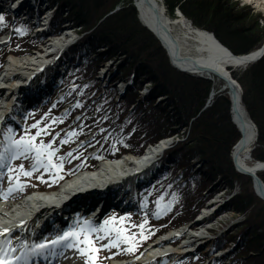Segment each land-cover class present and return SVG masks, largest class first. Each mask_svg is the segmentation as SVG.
Listing matches in <instances>:
<instances>
[{
    "label": "trees",
    "instance_id": "obj_1",
    "mask_svg": "<svg viewBox=\"0 0 264 264\" xmlns=\"http://www.w3.org/2000/svg\"><path fill=\"white\" fill-rule=\"evenodd\" d=\"M59 1L61 10L68 6L70 16L83 26V31H88L80 41L81 47L87 44L108 47L90 60L77 59L78 65L72 68L75 73L70 76L69 86L80 95L86 116L84 134L95 130L99 145H115L118 153H141L149 144L190 126L187 140L176 142L164 153L163 160L175 159L177 168L162 167L158 182L152 187L154 196L162 194L167 200L166 221L175 226L192 220L205 204L207 196L203 193L210 178H221L218 182L222 186L228 184L231 189L228 206L237 207L241 213L233 228L235 225L243 228L228 236H216L210 245L211 252L225 249L227 253L222 260L215 258L210 264H264V200L255 193L252 178L234 167L232 147L241 133L231 121L227 91L217 93L206 106L213 82L171 65L160 41L138 20L134 0ZM163 2L171 17H175L179 8L194 26L213 31L236 54L249 53L264 43V33L242 26L236 20L240 14L231 16L226 6L230 1ZM118 5L119 10L100 22ZM118 53L126 55L125 63H129L118 68L121 77L135 70L137 79L126 96L116 100L114 87H100L97 70L99 64ZM232 72L242 87L243 103L258 126L253 158L264 161V55ZM145 82H151V87L142 99L139 90ZM132 105L136 106L131 109ZM196 155L203 166L197 171L200 173L194 174L196 178H192L190 164ZM260 177L264 180V171ZM261 227L263 230L259 232L257 228ZM189 261L184 264H202L196 257Z\"/></svg>",
    "mask_w": 264,
    "mask_h": 264
},
{
    "label": "bare ground",
    "instance_id": "obj_2",
    "mask_svg": "<svg viewBox=\"0 0 264 264\" xmlns=\"http://www.w3.org/2000/svg\"><path fill=\"white\" fill-rule=\"evenodd\" d=\"M22 1L24 0H21V2ZM136 2L138 4V10L142 23L150 28L152 32L161 39L168 49V52L173 58L174 64L176 66L187 72L202 75L212 81L214 84V91L216 93L220 89L228 92L231 100V115L234 123L240 128L241 133L240 138L234 143L232 147V156L233 158L235 157L238 168L244 171L253 172L260 177V172L264 171V161L256 160L252 155L253 146L257 139V129L243 103L241 92L242 89L233 75L232 68H240L251 64L250 60L258 57L261 52V48L255 49L246 54L237 55L233 53L227 45L218 40L213 31L197 28L188 18L181 14L176 15L175 17H170L163 5L162 0H136ZM261 4H263V2ZM66 35L70 36L69 33H66ZM65 38L66 36L62 37V40L60 41L57 39L56 41L48 42L49 45L46 48L48 50L55 48L56 50L61 45V43L64 44L68 41V38ZM3 39L4 38H1L0 41H3ZM14 57V61H10L8 59L5 64H3V62L6 58L2 59V57H0V81L2 82L3 86L10 88L9 90L7 89L6 92L3 91L0 93V99L4 96L8 97L10 95L9 93L12 91L11 89L21 88L20 86L17 88L15 87V84L20 80H22V84H25L24 86L27 87L28 84L31 82L33 83V81L38 77L39 72H46V67H42L45 62L38 61V59L34 56H26L18 59L16 56ZM38 68H40L39 71L34 73ZM108 70H110V67ZM116 75L118 76L119 73H114L113 76ZM112 82H114V79ZM14 91L15 93H18V91ZM42 92L43 91H38L37 93ZM22 99V103L25 104L27 102L33 103L35 98L33 95H30L26 92L24 95H22ZM14 107L18 109V107L21 106L6 104L7 109H13ZM4 111L7 113L6 109ZM61 119L62 117L54 118L49 123V126L54 127V123ZM7 121L9 122L8 116H1V122L3 125H7ZM53 129L48 131L46 136H49L53 132ZM56 135L59 136L60 133H57ZM96 135L97 131L91 132L84 142L82 140L80 141V144L88 146L91 142L86 143V141L95 139ZM0 141H3L1 132ZM166 145L167 142L164 141L157 145L151 146L142 156H136L133 153H128L122 158V160H116L113 163L108 161L110 164L101 162L93 172H86L77 178L66 181L57 192H36L35 194L37 196L33 200H22V202H19V205L22 206L21 208L24 207L25 210L21 211V209H15L13 211L11 209L6 213L0 210V224L11 221L14 222L16 218H20L18 221L23 219L28 221L25 224L26 227L31 223V221H29L31 219V214L39 211L41 212L43 207L49 205H53L55 209L53 212H51L52 214L47 215L49 213H46L39 215V217H43V220L46 222L56 215L78 218V214L74 212L78 209L79 202H75L74 200L83 195L85 198L80 201H88L87 204L91 205L92 201H95L97 197V199H101L99 195L96 197V193L99 192L101 187V191H103V198L101 200L103 201L102 203L105 202V204H110L107 200L114 199V194L128 198V192L126 191L127 189L123 185V179H125L124 176H131L138 182L144 178L150 179L147 175L154 167L152 164L155 160H157V155L165 150ZM1 149L2 147H0V150ZM24 153L25 152H23V154ZM95 154L96 152H90L89 154L88 152H84L82 156H86V158H93ZM71 159L72 154H67L63 161L66 160V163H70ZM9 162L10 161H7L8 164ZM121 162L122 164L120 169L118 167L120 166ZM144 165H149L151 168L145 172L142 169ZM41 170L44 171L43 166L41 167L40 171ZM252 181L256 193L264 200V186H259L258 183L254 181L253 177ZM132 185L133 183L129 184V186ZM11 195H17V192H13L10 194V196ZM112 204L113 202L111 205ZM9 207L11 206H7L8 209ZM51 208L52 207H49L48 209ZM4 211L7 210L5 209ZM20 211L24 213H20ZM200 211L201 210H198V213ZM212 215L213 213L209 212L203 214L201 216V223L204 220L210 219ZM198 225L200 226V224ZM47 226L53 227L52 225ZM3 230H5V228H1L0 232H3ZM178 232H183L185 236L183 239H186L187 235L184 228L176 230L173 232V234ZM197 233L200 232L198 231L196 234L187 233L189 234V240L191 237H199L203 232H201L199 235ZM167 237L168 235L164 238H161L160 241H157V243L151 246V248H148V250L151 251L147 254L146 259L150 258L151 255L157 253L158 251L168 252L172 255L190 251L189 248H186L190 245L186 243L180 247L181 250H173L171 247H165L162 250L153 249L155 246L161 247V245L166 243V241L170 239ZM204 237V235H201L200 238ZM190 247H192V245ZM157 256L158 255H156V257H151L150 260L157 258ZM69 262H71V260H69ZM73 263L80 264L81 262L77 259H74Z\"/></svg>",
    "mask_w": 264,
    "mask_h": 264
},
{
    "label": "rangeland",
    "instance_id": "obj_3",
    "mask_svg": "<svg viewBox=\"0 0 264 264\" xmlns=\"http://www.w3.org/2000/svg\"><path fill=\"white\" fill-rule=\"evenodd\" d=\"M226 1H230V3L226 6L229 7L230 12H231V16L233 14H240L236 18L237 22L239 21L242 24V26H245L247 28L251 27L252 31L259 30V32L261 34L264 33V0H255V1H253V0H225V2ZM51 2L58 4L57 0H53ZM262 2H263V4H261ZM64 14L66 16L67 12H64ZM69 17L71 18L70 22L75 23V21H73L74 19L70 15H69ZM69 32L71 33L69 38H68V35H64L66 33L63 34V37L66 36L65 39H67V38L71 39L72 37L80 38V36L73 33V31H68V33ZM32 34H33V37L35 35L37 38L41 37V35H37L36 33L32 32ZM36 40H38V39H36ZM6 42L0 43V48L2 46H5ZM60 50L53 57L55 60H58L57 58L59 55H60L59 58H61L63 55H65L64 49H63V51H60ZM146 54L149 55L148 52H146ZM26 56L27 57L34 56L35 58L38 59V61H43V58H42L43 54L39 53L38 51L33 52L31 55H16L17 59L22 58V57H26ZM4 58L5 57L2 56V59H4ZM7 59H9L10 61H14L15 57L14 56L13 57H7L4 60L3 64H5ZM125 59H127V56L124 54H121V53H118L116 56L113 55V56L108 57L107 61H109V62H107V64H104V65H106L107 68L104 67V68H106V69H104L102 66V69L98 70V72H97V76L99 79L98 83L100 86L102 85V83L103 84L113 83L112 80L115 79V77L113 76L114 71H115L114 73H119L118 77H121L122 71L118 68H123L124 66L129 65L128 61H127V63H125ZM149 60H150V62L153 61L152 59H149ZM123 64H125V65H123ZM110 65L112 67L110 70H108V67ZM130 67H132V65ZM234 69H239V68H234ZM102 71H105L106 73H102ZM132 71L125 77L126 79H128L132 74H135V70L133 72ZM116 77H117V75H116ZM135 78H136V75H135ZM142 78H143V76H142ZM61 82H62V80H61ZM112 85H114V84H112ZM144 87H145V89L141 90V94H139L140 98H142V99L146 98V95L148 94V91L151 87V82H150V84L149 83L145 84ZM146 89L148 91H146ZM117 92H114L116 94L115 98L124 97V96H121ZM74 98L76 99V103L78 106L77 110H79V108L81 106V103L79 102V93H76ZM51 104L47 105L45 107H43V105H41L40 107H37V105H36L32 109H28L26 111V113H28V115L24 116V118H25L24 125L26 126V129L24 130V132H17V134H16V130H17L16 128L14 129L13 127H7V129H5L6 125H2L0 127V129L5 130L8 136L11 135L12 140H22V139L28 140L30 137H36V139H35V141H33V143L37 144V146H39L40 143L44 144L46 141H48L47 144H51L52 148L55 149V156L52 158V162L57 163L60 160L63 161L65 159L63 157H65L67 154H72V158L77 155V153L71 152L72 149L69 151L67 149L64 152V149L68 148L66 146V144L69 143L70 141L68 139L60 138V135L59 136L56 135L57 133H61L62 131H65V130L58 129V128H60L64 124H66L65 126H67L68 122H70L69 124H72L74 122H78L82 116H79V114H77V112H74V109L68 108L66 110V114L62 117V119L58 120L54 123V127H52V126L47 127V125H49V123L52 121L51 120L52 114H55L57 116V118L60 116V114L58 112L59 107H57V109L55 111H52V110H50ZM61 104H59V106ZM231 121H232V116H231ZM33 125H36L37 127H33ZM256 126H257V124H256ZM40 129H47L48 131L53 129L55 131L56 138L55 139L54 138H46V137H44L46 134L36 136V133ZM257 129H258V126H257ZM183 131H186V132L183 133ZM13 134H16V135H13ZM188 135H190V130L184 128V129L180 130L179 136L175 137V138L179 140L178 142H180V141L187 140V138L189 137ZM41 140H43V141H41ZM94 140L95 139H90L86 142L87 143L91 142L90 144H92L94 142ZM257 140L258 139H256L254 146L257 145ZM63 141H67V143H64ZM89 146L90 145H88V147L85 146L84 149L88 150ZM168 146H169V144H168ZM20 151L23 152L22 149ZM85 158H86V156L83 159H85ZM34 161H37L35 152H25L24 154L20 155V157L17 160L16 159L13 160V166H12L11 171L9 172V176L12 174H15L14 177L19 175V173L13 171V169H18V167L20 165H24L23 168L25 171L29 170V168H31L32 162H34ZM82 161L83 160L78 161L75 165L76 166H81L83 164L85 165L86 160L83 163H81ZM170 162H172V164H171L172 168L176 169L177 168L176 160L172 158V159H170ZM65 164H66V160L63 161V165H65ZM87 164H90V163H87ZM120 164H122V162ZM75 165L72 163L69 165V167L71 168L72 166H75ZM42 166H43L44 171H42V170L40 172L32 171L31 176L21 175L17 179L16 184H14L11 188L16 187L19 184V185H23V190L29 189V188L33 187V184L27 185V184H23V182H26V181L30 182L29 181L30 179L31 180H38L42 176V174H45V173L47 175L46 178L49 182L52 181L55 177H57V173L55 170H52V171L46 170L47 160H44V164ZM191 166H192L191 170L193 172L191 177L196 178V176L194 174L200 173L197 171H199L198 169H200L201 166H203L201 161H200L199 155H196L192 158L190 167ZM119 168L121 169V166H119ZM200 170H202V168ZM60 173H61V171L59 172V175H60ZM3 174L8 177V173H6V170L3 171ZM177 175H179V173H177ZM176 177H178V176H176ZM210 179H211V182L205 188L206 189L205 193L207 194L205 196H207V197L211 196L212 194H214V192L218 188H221V189L227 188V190L225 189L226 192L224 194H223V192L225 190L223 192H221L222 196L220 198H218V196L216 197L214 195L215 196V197L213 196L214 199H216V200L219 199V200L216 203H213L211 205H209L210 201L208 202L207 200H205L204 205H206V206L203 209H201V211L199 213L196 214L197 217L195 218V220L190 222V226H189V224H187L188 226L184 227L185 233L188 236L187 240L189 239V234H187V233H191L189 227L190 228L193 227L194 229L200 230V233L203 232L201 235H204L205 237L200 238L201 235L199 237H191L190 240H195V242H196L195 246H193L194 251H191V252L186 251V252H183L181 254L179 253V254H174V255H168L166 257L167 260H165L163 258H157V259L150 260V261L146 262V264H164V263L170 264L173 261H178V260L181 261L183 259L185 261L186 260L188 261V259L192 260V257H194L196 255H200L198 257V260L205 259V257H207V256H203V255H206L205 253L209 249V248H207V246L210 247L209 245L216 238V236H218V235L219 236H221V235L228 236L230 233H234L238 230H241V228H243L241 225H235L233 228V225L235 224L237 219L240 218L241 213L239 212L237 207L235 208L232 205L228 206V199L231 196V193H230L231 189L229 188L230 186L228 184H224L222 186L221 183L218 182L221 178L217 177L215 179L214 178H210ZM47 180H45V181H47ZM19 181H21V182H19ZM217 183H218V185H217ZM0 184L2 185V188L4 189V186L6 187V185L8 183H7V180L4 179V180L0 181ZM136 192H138V191L136 190ZM205 193H203V194H205ZM137 194H138L139 198L142 199V209L141 210L137 209L134 212H130V214H131L130 218H132V219L128 218V220L127 219L120 220L118 216H110V215H108L110 213V209H107L105 211L106 215L104 214L105 217H104L103 221L104 222L105 221H113V224H111V227L114 226V227L121 230V233H122L121 238L122 239L126 238L125 242H120L119 240H117L116 239V233H114L113 236L110 237V241L101 242L96 247V249H94L92 252H88V254H86V255L80 253V257L82 258L81 264H101L103 262H106L109 264L120 263V262H112V261H110V259H108V257L112 253L120 254L122 256H126L127 254L132 253V250L134 248L133 243L136 241V237L134 236V238H132V235L130 234V227H131V225H133L135 223V221H132L134 216L137 214H142V215H147L150 218H153L156 222H159L161 220V218L163 217L162 215L164 213L163 210H165V208L167 207V200L164 198V196L162 199L161 198L153 199L149 194L148 187H147V189H146V187H144V189ZM206 201L208 203H206ZM208 212L213 213V215L211 216L210 219H207L210 221L209 224H207V227H209V229H205L204 227H202L200 220H201V216L205 213H208ZM160 223L162 224V221ZM198 224H200L201 227L198 226ZM257 230L260 232L261 230H263V228L262 227L257 228ZM200 233H197V234L199 235ZM144 239H142V240H144ZM142 240H140V241H142ZM140 241H138L137 243H139ZM263 242H264V240H263ZM113 243L116 244L115 247L111 246ZM169 244L170 243H166V245H165L166 248L171 247V246H169ZM183 244H185V243H183ZM103 245H107V247H102ZM180 247H175L172 249L173 250H181ZM188 247H186V248L188 249ZM150 251L151 250H148V249L143 250V254H140L139 256L132 258L131 259L132 262L130 264H136L139 262H144L146 257H147V254ZM207 262H210V259H206V262H202V264H206Z\"/></svg>",
    "mask_w": 264,
    "mask_h": 264
},
{
    "label": "snow or ice",
    "instance_id": "obj_4",
    "mask_svg": "<svg viewBox=\"0 0 264 264\" xmlns=\"http://www.w3.org/2000/svg\"><path fill=\"white\" fill-rule=\"evenodd\" d=\"M3 16H0V22L3 21ZM33 127H37L33 125ZM48 134L47 129H40L36 136ZM10 143L4 145L3 141H0V168L6 167V161L12 159H18L23 152H35L37 165L34 166L33 170H38L39 166L44 164V160H47V171L55 170L57 177L53 179V183L57 182V179H62V176H59V172L63 169V161L60 160L57 163L52 162V158L55 156V149L52 148L51 144L40 143L39 146L33 143L36 137H30L28 140H12L11 135L7 138ZM67 143V141H63ZM23 150V152L19 150ZM9 153H11L9 155ZM71 155V154H69ZM13 171L18 172L23 176H31L32 171H25L23 165H20L18 169H13ZM3 179V173H0V180ZM43 182V181H42ZM23 191V185H17L16 187L9 188L8 194L13 191ZM113 224V221H105L104 226L97 229L90 227L87 222L85 227L82 228L79 232L70 231L60 235L57 239L52 240L51 242H42V243H33L29 245L23 238H16L13 236L12 231L5 229L3 232H0V264H34L35 258L39 257L40 259H47L48 256L52 255V250L59 245H63L67 248H75L85 254V249H80L78 246L81 243H98L99 240L105 239V236H95L92 241H88L87 237L91 233L104 232L109 236L111 233H116V239L120 242H125L126 238L122 239L121 230L109 225ZM15 241V242H14ZM115 247L116 244L111 245ZM102 247H107L103 245ZM131 250V249H130ZM19 253V254H17Z\"/></svg>",
    "mask_w": 264,
    "mask_h": 264
},
{
    "label": "water",
    "instance_id": "obj_5",
    "mask_svg": "<svg viewBox=\"0 0 264 264\" xmlns=\"http://www.w3.org/2000/svg\"><path fill=\"white\" fill-rule=\"evenodd\" d=\"M177 14H178V15H180V14H181V15H184L180 9H178ZM263 54H264V45H263V47H262V49H261V52H260V54L258 55V57L254 58L253 60H250V61H251V62H254V61L260 59V58L262 57ZM237 57H239V56H237ZM251 62H250V63H251ZM234 161H235V157H234ZM235 164H236V161H235ZM236 165H237V164H236ZM237 169H238L239 171L244 172V173L250 175L251 177H253L254 181H256V182L258 183L259 186H264V181H263L259 176H257L255 173L250 172V171H244V170H241L240 168H238V166H237Z\"/></svg>",
    "mask_w": 264,
    "mask_h": 264
}]
</instances>
